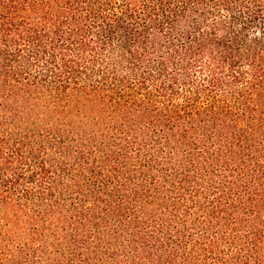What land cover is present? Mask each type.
I'll return each mask as SVG.
<instances>
[{
	"label": "trees",
	"instance_id": "trees-1",
	"mask_svg": "<svg viewBox=\"0 0 264 264\" xmlns=\"http://www.w3.org/2000/svg\"><path fill=\"white\" fill-rule=\"evenodd\" d=\"M0 264H264V0H0Z\"/></svg>",
	"mask_w": 264,
	"mask_h": 264
}]
</instances>
